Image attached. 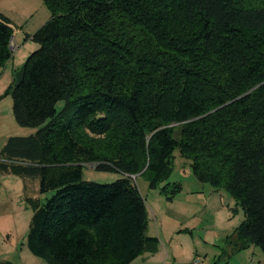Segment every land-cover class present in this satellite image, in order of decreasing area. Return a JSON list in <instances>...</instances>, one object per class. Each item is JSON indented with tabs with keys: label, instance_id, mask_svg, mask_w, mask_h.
Segmentation results:
<instances>
[{
	"label": "trees",
	"instance_id": "1",
	"mask_svg": "<svg viewBox=\"0 0 264 264\" xmlns=\"http://www.w3.org/2000/svg\"><path fill=\"white\" fill-rule=\"evenodd\" d=\"M42 2L50 18L10 87L15 123L36 131L0 150L1 175L52 192L29 202L30 254L46 264H132L156 253L131 177L158 189L175 151L199 183L240 207L236 246L264 254V0ZM12 35L0 14V69ZM83 164L121 177L86 182Z\"/></svg>",
	"mask_w": 264,
	"mask_h": 264
},
{
	"label": "rangeland",
	"instance_id": "2",
	"mask_svg": "<svg viewBox=\"0 0 264 264\" xmlns=\"http://www.w3.org/2000/svg\"><path fill=\"white\" fill-rule=\"evenodd\" d=\"M0 14L11 24V59L0 69V150L10 137H27L36 129L19 127L12 116L10 87L14 74L38 46L31 37L49 20L50 12L42 0H0ZM62 103L56 108L60 109ZM118 173L95 171L92 164L82 165L86 182L111 184ZM144 200L148 213L147 235L158 240L156 253L144 254V264H264V254L253 245L239 249L234 232L243 221V213L224 190L214 191L199 183L188 161L175 151L171 174L150 190L146 175L131 178ZM173 186L179 190L167 200ZM52 192L40 194L38 179L0 174V262L10 264H46L30 254L26 234L32 216L30 201H44ZM139 258L132 264H140Z\"/></svg>",
	"mask_w": 264,
	"mask_h": 264
},
{
	"label": "water",
	"instance_id": "3",
	"mask_svg": "<svg viewBox=\"0 0 264 264\" xmlns=\"http://www.w3.org/2000/svg\"><path fill=\"white\" fill-rule=\"evenodd\" d=\"M23 74H24V65L21 66V68L19 70H17L14 74V83H13V87H17L23 78ZM131 178H135V176L131 177Z\"/></svg>",
	"mask_w": 264,
	"mask_h": 264
},
{
	"label": "crops",
	"instance_id": "4",
	"mask_svg": "<svg viewBox=\"0 0 264 264\" xmlns=\"http://www.w3.org/2000/svg\"><path fill=\"white\" fill-rule=\"evenodd\" d=\"M150 255H152V254H150ZM139 258H142V262H141L140 264H144V261H145L146 259H147V262H148V258H144V255L138 257L136 260H138ZM136 260H135V261H136ZM135 261H134V262H135ZM134 262H133V263H134Z\"/></svg>",
	"mask_w": 264,
	"mask_h": 264
},
{
	"label": "built area",
	"instance_id": "5",
	"mask_svg": "<svg viewBox=\"0 0 264 264\" xmlns=\"http://www.w3.org/2000/svg\"><path fill=\"white\" fill-rule=\"evenodd\" d=\"M10 48H11V44H10ZM190 264H199V260L196 258V259L192 260V262Z\"/></svg>",
	"mask_w": 264,
	"mask_h": 264
}]
</instances>
